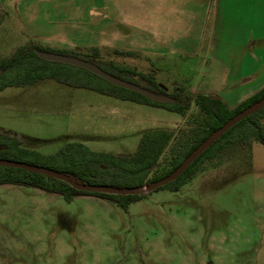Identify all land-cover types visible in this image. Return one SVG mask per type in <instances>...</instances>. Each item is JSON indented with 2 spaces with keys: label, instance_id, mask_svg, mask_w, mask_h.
Masks as SVG:
<instances>
[{
  "label": "rangeland",
  "instance_id": "obj_1",
  "mask_svg": "<svg viewBox=\"0 0 264 264\" xmlns=\"http://www.w3.org/2000/svg\"><path fill=\"white\" fill-rule=\"evenodd\" d=\"M98 2L0 0V59L30 47L33 36L39 35L55 47L75 49L71 52L76 54L97 49L106 63L150 71L138 53L113 54L116 48L131 52L145 48L144 36L133 33L122 40L115 38L111 27L103 35ZM37 24L46 29H31ZM154 67L164 96L174 94L175 83H185L203 91L214 89L216 97L232 106L239 95L255 87L242 89L236 76L228 78V84L219 76L200 79L198 74L206 69L185 70L175 57L168 65ZM121 77L147 87L139 77ZM195 111L192 107L184 118L164 108L43 80L0 92V133L45 156L80 143L95 153L130 157L143 134L177 133ZM261 124L264 127V119ZM141 195V200L122 208L96 197L66 202L37 189L2 185L0 264H264L260 143L227 147L177 191Z\"/></svg>",
  "mask_w": 264,
  "mask_h": 264
},
{
  "label": "trees",
  "instance_id": "obj_2",
  "mask_svg": "<svg viewBox=\"0 0 264 264\" xmlns=\"http://www.w3.org/2000/svg\"><path fill=\"white\" fill-rule=\"evenodd\" d=\"M34 49L72 56L94 64L109 75L132 82L126 77H139L146 82L142 87L155 94L163 95L151 74H139L126 66L106 63L97 49L85 54L68 51H51L34 45L16 50L10 57L0 59V92L9 87L33 84L43 80H54L60 84L85 89L98 94L129 101L136 104L164 108L186 117L191 108L195 113L187 117L185 127L179 132L152 131L142 135L137 151L130 157L95 153L80 143L67 144L55 155L45 156L21 148L20 141L0 133V160L20 162L38 166L65 175L80 186H110L118 189H133L152 184L171 175L184 160L210 135L231 118L264 98V87L249 96L236 107L229 108L219 97L198 94L190 97L178 88L172 95H165L176 102L162 104L143 98L128 90L116 87L103 79L76 67L41 60ZM116 56H132L130 52L113 51ZM121 76H126L123 79ZM264 107L242 119L227 130L217 141L203 151L173 182L156 188L177 191L202 170L203 164L217 157L227 147L248 146L256 141L264 146ZM21 186L60 196L70 202L74 197H96L117 204L122 208L143 198L141 194L109 195L98 191H84L72 188L68 182L27 172L22 169L0 166V186Z\"/></svg>",
  "mask_w": 264,
  "mask_h": 264
},
{
  "label": "crops",
  "instance_id": "obj_3",
  "mask_svg": "<svg viewBox=\"0 0 264 264\" xmlns=\"http://www.w3.org/2000/svg\"><path fill=\"white\" fill-rule=\"evenodd\" d=\"M98 5L103 13L99 24L103 35L111 27L115 38L122 40L133 33L144 36L145 48L132 52L113 50L144 57L151 70L144 73L132 68L139 74H151L155 78L153 70L158 68L154 64L161 68L175 57L185 70L206 69L198 74L200 79L219 76L226 78L228 84V78L236 76L242 89L255 85L254 89L239 95L232 106L226 103L230 108L264 87V0H99ZM45 14L48 18V12ZM44 27L37 24L31 29H46ZM42 40L39 35L33 36L31 46L54 51L75 50L55 47ZM154 81L157 86L161 85ZM196 87L175 83L173 91L181 88L191 97L217 96L214 89L203 91Z\"/></svg>",
  "mask_w": 264,
  "mask_h": 264
},
{
  "label": "water",
  "instance_id": "obj_4",
  "mask_svg": "<svg viewBox=\"0 0 264 264\" xmlns=\"http://www.w3.org/2000/svg\"><path fill=\"white\" fill-rule=\"evenodd\" d=\"M33 51H34V54L41 60L64 64V65H68V66H72V67L85 70L103 79L104 81L110 83L111 85L128 90L135 94H138L147 100L157 102V103H162V104H174L176 102L174 99L168 96L155 94L135 84H131L126 81L115 78L109 75L108 73L104 72L103 70L95 66L94 64L85 62L84 60H81V59H78L72 56H68V55L53 53V52H43V51L36 50V49H34ZM1 72L2 70H0V74ZM263 107H264V98L259 100L252 106L248 107L247 109L243 110L239 114L235 115L221 128L216 130L203 143H201L171 175H169L168 177L160 181L154 182L152 184L141 186L140 188L118 189V188H114L110 186H97V185L80 186L76 184L73 179H68L65 175H60L56 173L55 171H52L47 168L31 166V165H27L24 163L8 161V160H0V166L22 169L27 172L40 174V175L55 178L56 180L68 182V184L76 190H84V191L91 190V191H98L103 194L122 195V196L123 195H133V194H138V193L141 194L147 191L155 190L156 188L160 186H163L165 184L175 181L203 151H205L211 144L217 141L227 130H229L232 126L240 122L242 119L262 109Z\"/></svg>",
  "mask_w": 264,
  "mask_h": 264
}]
</instances>
